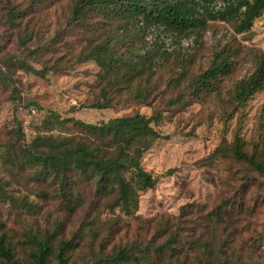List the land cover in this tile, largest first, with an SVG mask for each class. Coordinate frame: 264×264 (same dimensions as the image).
<instances>
[{
  "label": "rangeland",
  "instance_id": "obj_1",
  "mask_svg": "<svg viewBox=\"0 0 264 264\" xmlns=\"http://www.w3.org/2000/svg\"><path fill=\"white\" fill-rule=\"evenodd\" d=\"M21 1L0 0V218L10 234L19 240L30 228L57 229L61 234L83 226L86 242L93 238L90 243L106 252L117 244L136 242L155 247L171 235L182 246L174 245L181 264L215 255L228 264H264V175L231 153L238 138L242 149L249 155L254 152L264 164V82L246 101L235 99L238 83L248 81L264 62V11L247 31L239 30L238 15H204L190 35L192 48L163 58L156 67L146 100L123 94L111 108L97 110L90 108L102 87L96 64L63 65V36L74 34L63 25L66 4L36 5L32 39L22 45L18 30L5 16ZM54 32L59 39L52 43L49 60L61 63V70L39 76L20 69L21 63L44 68V43L49 44ZM146 40L153 43V35ZM161 41L168 51L174 49L168 34ZM218 62L227 68L210 86H203L199 77ZM50 112L90 125L135 113L154 118L159 138L140 164L157 183L135 194L136 208L130 215L111 210L110 199H93L87 186L80 187L83 206L70 213L52 189L34 181L28 168L20 170L13 163L12 153L43 134L42 122ZM67 129L81 131L71 124ZM23 197L37 206L35 214L21 213L7 203ZM91 253L86 249L74 264H87Z\"/></svg>",
  "mask_w": 264,
  "mask_h": 264
},
{
  "label": "trees",
  "instance_id": "obj_2",
  "mask_svg": "<svg viewBox=\"0 0 264 264\" xmlns=\"http://www.w3.org/2000/svg\"><path fill=\"white\" fill-rule=\"evenodd\" d=\"M51 1L66 4L63 25L68 31H74L63 36L61 50L67 53L63 65L90 61L99 69L98 84L102 87L99 99L90 106L97 110L111 108L116 97L123 94L146 100L156 67L163 58L192 48L194 40L189 47L181 43L190 39L203 23L204 15L222 19L238 15L239 30L247 31L264 11V0H221L224 4L221 10L214 6L218 0H23L5 14L10 26L18 30L22 45L32 39L33 9ZM167 34L174 46L171 52L161 41V36ZM152 35L154 41L149 43L147 36ZM49 37V44L44 43V68L35 70L21 63L20 69L39 76L61 70V63L49 60L52 43L59 39L58 33H50ZM140 42L141 46L137 47ZM263 64L248 81L238 83L236 101L244 102L261 89ZM226 66L224 62L216 63L199 77L200 82L210 86ZM153 122L154 118L135 113L90 125L60 119L50 112L42 122L43 134L23 144L17 154L12 153L11 160L20 170L28 168L34 181L52 189V195L70 213L83 206L80 187L87 186L93 199H110L111 210L117 208L119 213L130 215L136 208L135 194L150 190L157 183L140 164L142 155L159 138ZM70 124L81 131L69 132L67 125ZM231 153L235 160L247 163L264 175V164L254 152L246 153L238 138L231 145ZM171 173L172 170L168 175ZM7 203L21 213H36L37 206L25 197L8 199ZM87 234L83 226L76 232L61 234L57 229L44 231L35 227L24 231L18 240L10 234L7 222L0 218V264H74L86 249L92 251L87 264H153L155 258V264H173L172 260L181 264L180 252L174 245L177 243L181 249L182 246L171 235L155 247L151 242L145 243V247L136 242L117 244L106 252L103 247L97 249L90 243L93 238L86 242ZM196 264L228 262L215 255L202 256Z\"/></svg>",
  "mask_w": 264,
  "mask_h": 264
},
{
  "label": "built area",
  "instance_id": "obj_3",
  "mask_svg": "<svg viewBox=\"0 0 264 264\" xmlns=\"http://www.w3.org/2000/svg\"><path fill=\"white\" fill-rule=\"evenodd\" d=\"M215 9L216 10H221L224 7V4L222 3L221 0H218L214 3ZM193 40L190 38L188 40L183 41L181 44L184 47H189L192 44Z\"/></svg>",
  "mask_w": 264,
  "mask_h": 264
}]
</instances>
